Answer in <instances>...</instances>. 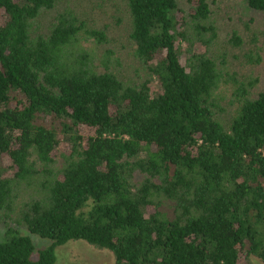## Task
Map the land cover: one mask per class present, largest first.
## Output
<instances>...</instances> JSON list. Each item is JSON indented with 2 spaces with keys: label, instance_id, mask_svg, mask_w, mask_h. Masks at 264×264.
I'll list each match as a JSON object with an SVG mask.
<instances>
[{
  "label": "trees",
  "instance_id": "trees-1",
  "mask_svg": "<svg viewBox=\"0 0 264 264\" xmlns=\"http://www.w3.org/2000/svg\"><path fill=\"white\" fill-rule=\"evenodd\" d=\"M124 1L130 64L76 0H0V264H55L70 240L114 264L264 263V83L239 77L242 38L210 0ZM241 1L264 27V0ZM18 228L51 243L34 259Z\"/></svg>",
  "mask_w": 264,
  "mask_h": 264
},
{
  "label": "rangeland",
  "instance_id": "rangeland-1",
  "mask_svg": "<svg viewBox=\"0 0 264 264\" xmlns=\"http://www.w3.org/2000/svg\"><path fill=\"white\" fill-rule=\"evenodd\" d=\"M78 8L86 18H92L99 26L108 29V35L112 39L111 46L117 50L123 61L132 62V43L128 39L129 15L125 8L124 0H76ZM59 6L72 7L71 0H58ZM213 9L212 20L219 26V35L227 39L233 32L242 38V45L236 52V70L243 79H257L253 87L264 83V27L262 18L253 13L241 0H210ZM216 48V45H215ZM259 54L261 61L249 60ZM231 58V56H230ZM5 226H0V241L6 238ZM21 235L30 236L34 251L32 257H38L40 250L48 247L50 241L31 234L24 228L17 230ZM55 264H114V255L106 249H98L83 240H70L66 244L56 248ZM253 264H264L256 257H251Z\"/></svg>",
  "mask_w": 264,
  "mask_h": 264
}]
</instances>
